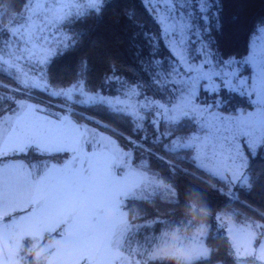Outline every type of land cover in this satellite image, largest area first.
<instances>
[{
	"label": "snow or ice",
	"instance_id": "1",
	"mask_svg": "<svg viewBox=\"0 0 264 264\" xmlns=\"http://www.w3.org/2000/svg\"><path fill=\"white\" fill-rule=\"evenodd\" d=\"M34 2L30 0L31 10ZM52 3L55 5V0ZM141 3L156 25L155 33L145 34L149 58L141 63L160 94L159 101L146 99L132 87L135 82H126L113 73L104 77V83L117 93L123 91L128 99H111L81 80L70 88H57L52 80L41 84L33 79L31 83L22 81L23 87L39 89L60 101L68 114L49 119L41 108L13 102L14 110L9 109L12 115L5 118L0 103V157L27 152L36 158L26 164L0 159V234L6 243L23 240L30 233L70 249L74 258L63 264H111L107 256L116 251L117 231L116 226L105 225L104 217L112 211L122 223L121 198L129 195L124 186H139L151 168V160L132 159L127 150L97 137L78 120L73 122L76 108L103 111L114 120L132 124L140 133L141 125L136 122L147 117L152 123V111L144 110L155 107L165 117L156 123L177 128L191 125V131L183 136L173 133L163 139L161 133L157 143L166 153L190 158L197 170L229 185L235 183L237 188L250 183L242 171L245 158L264 152V18L253 24L246 53L234 57L223 53L213 37V32L222 31L224 26L223 0ZM109 4L110 0H69L59 5V10L53 7L42 13L38 17L41 23L31 24L28 33L31 35L35 28L39 40H46L44 33L49 28L102 15ZM161 47L167 55L160 54ZM31 51V55L25 51L26 56H16L13 65L26 60L33 65L32 75L38 70L42 80L52 63L47 57L58 53L47 52L46 59L40 61L35 50ZM74 92L79 93L75 100ZM221 93L238 96L247 108L225 112L222 102L216 100ZM208 94L213 97L211 105L202 100V95ZM132 97H138L137 104L129 103ZM118 104L125 107L117 108ZM60 153L67 162L50 163Z\"/></svg>",
	"mask_w": 264,
	"mask_h": 264
},
{
	"label": "trees",
	"instance_id": "2",
	"mask_svg": "<svg viewBox=\"0 0 264 264\" xmlns=\"http://www.w3.org/2000/svg\"><path fill=\"white\" fill-rule=\"evenodd\" d=\"M29 3L30 0H0V103H3L4 116L12 114L9 109L14 110L13 102L18 105L21 101L38 104L51 116L68 114L60 101L39 89L23 87L22 81L31 83L33 79L41 84H48L52 80L57 88H70L77 80H81L97 92L120 95L123 91L117 93L114 88L104 83V77L114 73L126 82H135L132 87L139 94L160 99V94L152 79L143 71L141 63L149 58L145 34L156 32V25L141 0H110L102 15L91 16L80 23H70L67 27L59 26V32L63 36L51 40H39L38 32L29 35V27L27 31L16 30L17 20L25 15ZM126 13L132 18H127ZM221 18L224 25L222 31L213 32L217 46L225 54L243 56L253 24L264 18V0H223ZM33 48L41 49L35 53L44 58L47 52L58 53L47 57L52 63L49 65V72L46 70L43 74L42 80V74L38 70L35 76L32 75L33 65L26 60L13 65L16 56L25 55V51L32 53L30 49ZM160 54L167 55L163 47ZM49 88H52L51 84ZM221 97L222 100L229 98L222 104L225 112L240 107L242 110L247 108L238 96L221 93ZM74 111L76 115L71 118L75 122L78 120L79 124L90 125L108 135L120 149L127 150L132 159H150L151 168L145 173L148 180L154 182L162 179L177 192V197L172 198L170 193L162 192L155 185L148 189L142 188L140 192L126 197L123 208H135L141 214L139 220L133 221L137 226H130L131 230L137 231L139 225L152 221H164L171 227L182 223L187 195L192 194L198 195L210 209L212 219L207 243L219 249L213 253L210 261H201L199 264H237L230 254L231 248L224 236L225 228L217 222V218L221 219V213L234 220L237 225L255 229L258 224H262L260 232H264V152L248 157L246 173L250 183L246 189L236 187L234 194L229 196L225 182L197 170L190 158L170 156L157 143L161 141V133L163 139L173 133L178 137L187 134L191 131L190 124L177 128L165 122L164 125L158 123L154 128L153 123L148 122L151 118L146 117L136 122L141 125L140 134L132 124L114 120L103 111L92 108H76ZM63 157L64 155H58L50 163L62 162ZM0 159H20L28 162L36 158L26 152L23 156L17 154L15 157ZM43 242L44 240L41 245ZM29 243L25 239L24 247Z\"/></svg>",
	"mask_w": 264,
	"mask_h": 264
},
{
	"label": "clouds",
	"instance_id": "3",
	"mask_svg": "<svg viewBox=\"0 0 264 264\" xmlns=\"http://www.w3.org/2000/svg\"><path fill=\"white\" fill-rule=\"evenodd\" d=\"M154 183L162 192L170 193L172 198L177 197L176 190L164 180H154ZM219 215L221 226L227 233H231L235 228V221L226 218L223 213ZM140 216L138 209L125 210L122 224L125 227H136L133 221L139 220ZM183 218L181 224L161 231L157 245L143 261L129 258L117 250L112 256L111 264H199L201 261H210L213 253L219 251L207 243L212 219L210 209L198 195L188 194ZM104 219L105 223H112L115 215L109 211ZM25 239L30 241L26 248L23 244ZM228 244L233 247L235 241L229 237ZM46 249L54 250L60 255H46ZM233 251L234 259L256 255L251 245L233 247ZM68 252V249L52 240L41 246V240L30 233L23 240H14L12 244L6 243L0 234V264H63L64 261L72 259ZM258 261H264V250L259 252Z\"/></svg>",
	"mask_w": 264,
	"mask_h": 264
},
{
	"label": "rangeland",
	"instance_id": "4",
	"mask_svg": "<svg viewBox=\"0 0 264 264\" xmlns=\"http://www.w3.org/2000/svg\"><path fill=\"white\" fill-rule=\"evenodd\" d=\"M68 2H69V0H55V5H54L52 3V0H35V2L33 3L32 10L29 8V4H28V6H27V8L25 10V15H22L21 18L17 20L18 22L16 23V30H18V31L26 30L27 31V27H29L31 24L39 25L41 23V21H40V19H38V17L42 13L48 12V9H51L53 7H56L59 10V5L64 4V3H68ZM45 5H46V7H45ZM35 32H36V30H35V28H33L31 35H34ZM44 35L47 37L46 40H51L53 38H57L59 36L60 37L63 36L61 34V32H59V26H55V27L49 28L44 33ZM31 50L38 51V50H41V49H34L33 48V49H30V52H32ZM43 51H45V49ZM31 54L32 53H29V55H31ZM25 56H26V54H25ZM36 59L40 60V61H44L46 58L36 55ZM20 61H23V59H21ZM100 93L102 95H105V96L111 98V99H121V100L128 99L124 95V92L121 93L120 95H110V94H105V93H102V92H100ZM73 95H75V96H73V98H74V97H77L79 95V93L78 92H74ZM145 98L149 99V100L151 99V98H148V97H145ZM157 100L159 101V99H157ZM202 100L204 101L205 104L211 105L212 101H213V97L211 96V94L202 95ZM216 100H217L218 104H220L221 102H222V104H224V103H226L227 100H229V98L226 97L225 99L222 100V97H221V94H220L216 98ZM137 101H138V97H132L131 100L129 101V103L137 104ZM139 103L140 104L144 103V100H139ZM116 107L117 108H124L125 104H118V105H116ZM239 110H242V107L237 109V111H239ZM137 111H139V107L138 106H137ZM144 111L145 112L152 111L153 118H154L152 123H155V125L158 124V123H156V121H164L165 120V117L160 115L159 114V110H156L155 107H153V109H145ZM141 115L143 116L144 113H141ZM122 151H124V150L122 149ZM247 164H248V157L245 158L244 167H243L242 171L246 172ZM144 179H143V183H144L143 186L146 187L145 189L152 188L153 186L156 185L153 181L148 180V178L145 181H144ZM245 179L247 181V176L245 177ZM225 183L227 185V192L234 194L235 188H236L235 183H233L231 185H229L227 183V181H225ZM240 187L246 189L248 187V183L242 184ZM124 190L127 191L126 186H124ZM131 194L132 193H130L129 195H127L125 197H129ZM220 221H221V219L217 218V222L219 224H221ZM104 223H105V219H104ZM105 225L107 227L116 226V231H117L116 237H120L121 236L120 233L123 230V224L120 223V220H119L118 216L115 217V219H114V221L112 223H105ZM262 226H263L262 224H258L255 227V229H252L249 226L235 224V228H234V230L231 233H227L226 229H225L224 236L227 238V240L230 237L232 240L235 241V245L233 247H235V248H243V247H245L247 245H251L254 253H256V255L253 256V257L234 259V260L237 261V264H264V261H258L259 252L261 250H264V232H262V233L260 232V227H262ZM87 228H86V230H87ZM133 235H135V234H133ZM45 242H47L46 239L44 240L43 244ZM43 244L41 246H43ZM233 247H230L231 248L230 254L234 258ZM127 255L128 256L132 255L131 251H129L128 249H127ZM215 264H220V263H215Z\"/></svg>",
	"mask_w": 264,
	"mask_h": 264
},
{
	"label": "crops",
	"instance_id": "5",
	"mask_svg": "<svg viewBox=\"0 0 264 264\" xmlns=\"http://www.w3.org/2000/svg\"><path fill=\"white\" fill-rule=\"evenodd\" d=\"M19 104H26L29 107H38V108H41L45 112V110L42 106L35 104L33 102H30V101H21L18 103V105ZM11 115L12 114H7L4 117L7 118ZM52 117L53 116L48 115L49 119H51ZM73 122H75V121L73 120ZM79 125H82L83 127L87 128L90 132L95 133L97 135V137H104L108 140H111L116 145L115 141L111 137H109L108 135H105L104 133L96 130L94 127L87 125V124H79ZM120 150L122 151V149H120ZM59 155H65V154L60 153ZM67 155L69 158H71V153H68ZM14 161H16L18 163H25V164L27 163V161H23L20 159H14ZM31 161L34 162L35 159H33ZM66 162H67L66 160H63L61 163H66ZM51 163L55 164L56 162H51ZM144 177H145L144 181L147 180V177L145 174H144ZM117 178L119 179L120 177H117ZM140 182L141 183H139V186H137V187H132L129 189V186H126V189H127V191H129V194L132 193L131 195H133L137 192H140L142 188H144V189L146 188L143 186V184H144L143 179ZM125 198L126 197L121 198V209L120 210L122 213L125 211V209L123 208V200ZM113 213H114L115 217L118 216L115 212H113ZM83 227L86 229L88 227V225L84 224ZM170 227H171V225L165 223L164 221H154V222L152 221V222L147 223L145 225H139L137 231L131 230L130 226L125 227L123 225V230L120 233L121 236L116 237V239L118 240V245H117L116 251L118 250L119 252H121L122 254L126 255L129 258L139 259V260L143 261L146 258V256L148 255V253L151 252L153 247L155 245H157V243L159 241L160 233H161L160 231H162L163 229H166V228H170ZM133 234H135V235H133ZM49 240L55 241L54 239H49ZM49 240H47V241H49ZM43 246H44V244H43ZM127 249L129 251H131V254H132L131 256L127 255ZM68 250H69L68 254L73 259L74 257L71 254V250L70 249H68ZM52 252H54V250L46 249V255H51L50 253H52ZM113 254L114 253L107 256V259L111 260Z\"/></svg>",
	"mask_w": 264,
	"mask_h": 264
}]
</instances>
